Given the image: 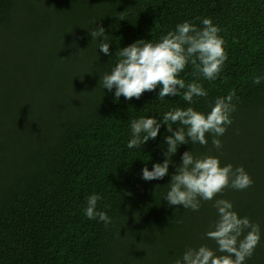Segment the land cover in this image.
I'll list each match as a JSON object with an SVG mask.
<instances>
[{"label":"trees","instance_id":"1","mask_svg":"<svg viewBox=\"0 0 264 264\" xmlns=\"http://www.w3.org/2000/svg\"><path fill=\"white\" fill-rule=\"evenodd\" d=\"M205 18L225 42L223 69L208 81L188 64L178 78L201 84L206 97L192 104L182 94L161 100L157 88L138 100H116L115 89L103 88L119 49L161 42L185 21L202 29ZM44 25L56 33L46 39L55 53L40 56L48 74H32L26 70L34 64L11 60L7 46L26 49L23 34ZM98 27L106 39L89 35ZM101 40L110 43L107 56ZM16 76L31 78L28 93ZM256 76L264 77V0H0V264H183L200 237L215 251L206 236L219 219L214 201L201 200L199 211L165 201L173 165L185 151L243 167L251 177V187H229L215 199L259 225L260 242L245 264H264V80L254 84ZM2 77L12 78L10 87ZM233 91V122L216 137L221 149L206 134L207 145L178 147L164 179H142L145 166L152 171L163 163L171 133L161 125L155 139L129 149L132 120L159 121L188 107L207 114L216 98ZM91 195L101 197L97 211L106 212L110 224L86 217Z\"/></svg>","mask_w":264,"mask_h":264},{"label":"clouds","instance_id":"2","mask_svg":"<svg viewBox=\"0 0 264 264\" xmlns=\"http://www.w3.org/2000/svg\"><path fill=\"white\" fill-rule=\"evenodd\" d=\"M119 19L124 20L123 13H120ZM202 24L203 28L198 29L185 21L178 24L174 32H168L161 42L153 44L140 40L119 49L115 53L120 58L119 62L111 74L103 76V88L109 92L115 89L116 100L121 96L129 101L133 98L138 100L145 92H153L157 88L160 89L158 99L161 100L182 94L183 100L192 104L194 97H206L208 93L201 84L192 82L186 85L183 79L178 78L188 64L193 66L194 74L199 73L208 81H215L223 69L227 53L224 49L225 42L219 36L220 29L208 18L203 19ZM89 35L92 39L107 37L103 27L92 29ZM109 47L110 43L101 40L100 52L109 55ZM262 80L264 77L256 76L253 83L260 84ZM235 95L233 91L225 97L216 98L207 114L188 107L169 111L159 121L154 117L132 120V138L127 144L129 149H140L141 145L155 139L161 125H166L167 131L171 133L165 137L167 148L163 163L153 164L152 171L145 166L142 169V179H164L169 175L171 157L176 154L178 147L190 142L207 145L206 134H211L214 137L213 146L217 150L221 149L222 143L216 137L223 136L227 126L233 122L230 116L235 111L232 103ZM169 122L179 123L183 127L173 131ZM173 167L175 174L171 176L170 190L165 197L168 205L199 211L201 200L214 201L213 207L219 215L213 226L214 230L206 233L209 239L216 242L217 249L214 251L207 246L188 249L182 257L183 264H245L246 258L252 256L260 242L259 225L253 224L247 217L239 218L230 202L215 198L229 187L235 190L251 187V177L243 167L233 169L231 164L222 167L217 157L195 158L191 151H185L181 156V163ZM100 199L99 195L88 198L85 215L93 220L98 217L108 225L111 220L106 212L97 211ZM217 252L223 255H217ZM175 264H181V260H177Z\"/></svg>","mask_w":264,"mask_h":264},{"label":"rangeland","instance_id":"3","mask_svg":"<svg viewBox=\"0 0 264 264\" xmlns=\"http://www.w3.org/2000/svg\"><path fill=\"white\" fill-rule=\"evenodd\" d=\"M55 31L52 27L42 26L41 30L37 31H29L24 33V40L26 49L21 48L20 51L14 52V47L7 46L12 50V54L10 56L11 60L22 61V62H30L33 63L34 66L30 69L26 70V72L32 74H48L49 72L45 70L42 66H39L41 63H44L40 58L41 55H52L55 53V50L52 48L51 44L46 42V39L52 38L55 35ZM21 77L23 79L22 84L24 85L25 92L28 93L29 87L32 86V80L28 76H16ZM2 82L6 84V86L10 87V83L12 78L2 77ZM7 78V79H5ZM1 79V78H0ZM209 242L204 239V237H200L193 247H188L189 249H198L201 246H207L209 248ZM163 245V244H162Z\"/></svg>","mask_w":264,"mask_h":264}]
</instances>
